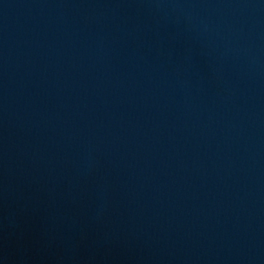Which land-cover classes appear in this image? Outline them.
I'll return each mask as SVG.
<instances>
[{"label": "water", "instance_id": "1", "mask_svg": "<svg viewBox=\"0 0 264 264\" xmlns=\"http://www.w3.org/2000/svg\"><path fill=\"white\" fill-rule=\"evenodd\" d=\"M0 264H264V0H0Z\"/></svg>", "mask_w": 264, "mask_h": 264}]
</instances>
